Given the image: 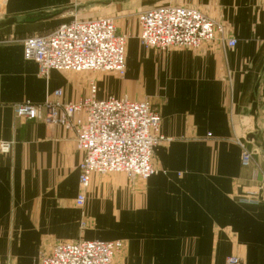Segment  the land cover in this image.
<instances>
[{"label": "crops", "instance_id": "0c3cea01", "mask_svg": "<svg viewBox=\"0 0 264 264\" xmlns=\"http://www.w3.org/2000/svg\"><path fill=\"white\" fill-rule=\"evenodd\" d=\"M98 1L108 0H0V21L30 22L0 30V142H12L0 153V264H39L56 242L76 240L120 241L119 264H225L231 255L264 264V152L247 140L257 127L264 141V0H157L199 10L222 24L235 46L145 49L137 23L125 21L116 27L128 36L122 78L58 71L40 77L22 42L75 16L94 18L75 8ZM90 83L97 99H147L165 140L152 152L154 175H93L78 208L82 154L73 134L22 121L13 107L43 103L55 90L61 102H77ZM238 142L254 152L247 167Z\"/></svg>", "mask_w": 264, "mask_h": 264}, {"label": "built area", "instance_id": "2783aa9c", "mask_svg": "<svg viewBox=\"0 0 264 264\" xmlns=\"http://www.w3.org/2000/svg\"><path fill=\"white\" fill-rule=\"evenodd\" d=\"M139 42L145 49L167 51L172 48L199 49L220 41L228 47L236 42L225 36V28L195 8L154 6L137 15ZM127 36L119 33L112 18L74 17L45 36L28 37L22 42L23 57L34 61L38 75L46 78L51 71L73 73H112L122 78L126 72ZM90 83L89 95L77 102H61V90H55L43 103L28 101L14 105L13 111L23 121H40L59 126L74 136L81 152L75 205L85 202L83 191L93 175L122 174L129 180L148 179L157 171L152 164L153 149L162 140L160 115L147 100L128 97H95ZM240 163H252V153L238 142ZM12 142H0V153L10 152ZM251 202V200H244ZM120 241L76 240L56 242L39 254V264H118ZM237 256H228L225 264H241Z\"/></svg>", "mask_w": 264, "mask_h": 264}, {"label": "rangeland", "instance_id": "374dc122", "mask_svg": "<svg viewBox=\"0 0 264 264\" xmlns=\"http://www.w3.org/2000/svg\"><path fill=\"white\" fill-rule=\"evenodd\" d=\"M157 0H135L134 2L135 3H140L141 6L137 7L135 9V11L132 10V8H129V5L131 6L132 3L134 4L133 1H119V2H115V3H110L108 4L107 6H105L104 8L102 9H99L97 11H94V12H91L93 13V17L94 18H99L100 17H108V18H112L113 22H114V25L115 27H119V25H121V23L125 22V21H128V22H131V23H137V27H138V21H137V13L139 11H141L142 9H144V7L146 6L147 8L145 9H148V8H151V7H154V6H166L168 4H157V5H154ZM146 2V3H144ZM131 3V4H130ZM144 3L145 5L143 6ZM154 5V6H152ZM170 6H182V5H170ZM182 7H186V6H182ZM144 9V10H145ZM143 11V10H142ZM87 14V13H85ZM98 16V17H96ZM82 19V18H81ZM91 19V18H89ZM139 28V27H138ZM120 33V32H119ZM123 34V33H122ZM126 35V34H124ZM139 35V33H138ZM127 36V35H126ZM127 40H128V36H127ZM139 40V38H138ZM127 42V41H126ZM155 108V107H154ZM15 115V114H14ZM19 119V118H18ZM23 121V120H22ZM160 131V130H159ZM164 141V140H162ZM161 142V141H160ZM159 142V143H160ZM158 143V144H159ZM260 149V148H259ZM258 149V150H259ZM261 150V149H260ZM250 151V150H249ZM252 153V158H253V151L251 152ZM77 207V206H76ZM83 207V206H82ZM117 263L119 264V262L117 261Z\"/></svg>", "mask_w": 264, "mask_h": 264}, {"label": "water", "instance_id": "95a60500", "mask_svg": "<svg viewBox=\"0 0 264 264\" xmlns=\"http://www.w3.org/2000/svg\"><path fill=\"white\" fill-rule=\"evenodd\" d=\"M119 1H125V0L98 1V2H94L90 5L78 6L75 8V10H81V11H84L85 13H89V12H93V11H97L99 9H102L110 3H115V2H119ZM67 14L70 16H73V13H71V12H68ZM17 23L27 24L30 22L24 21V20H16L14 18H9V19H6L4 21H0V30L3 28H6V27L13 26ZM251 116L255 119V121L257 120V118H258L257 103H253V105L251 107ZM247 140L253 141L254 143H256L257 147H259L264 152V141L262 140V137H261L257 127L255 128L254 132L251 133L247 137ZM257 141H259V144H257Z\"/></svg>", "mask_w": 264, "mask_h": 264}]
</instances>
